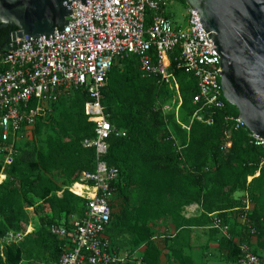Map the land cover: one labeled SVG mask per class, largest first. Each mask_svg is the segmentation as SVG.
Segmentation results:
<instances>
[{
	"label": "built area",
	"instance_id": "built-area-1",
	"mask_svg": "<svg viewBox=\"0 0 264 264\" xmlns=\"http://www.w3.org/2000/svg\"><path fill=\"white\" fill-rule=\"evenodd\" d=\"M170 0H86V7L77 0L73 14L63 31L42 37L23 36L10 43L9 52L0 55V154L3 156L0 183L4 169L13 163L16 145L26 130L31 129L49 104L62 95L83 91L87 100L83 113L94 125L93 138L83 147L94 151V170L81 172L69 192L84 200L82 215L50 225L48 232L60 243L57 264H144L137 253L113 250L108 231L111 228V202L116 195L118 169L108 166L105 157L108 140L115 132L102 106V92L108 74L120 60L135 58L140 76L154 79L172 93L171 103L155 101L154 110L177 120L180 90L174 70H182L196 81L193 97L196 110L188 124H179L188 133L193 122L212 127L214 116L225 110L221 89L220 60L215 46L202 29L197 12L187 8L186 29L174 25L166 14ZM175 67V69H174ZM233 131L246 129L239 118L225 117ZM247 130V129H246ZM251 144L264 148V140L249 133ZM228 143L221 150L227 151ZM250 180H248L249 182ZM80 185L82 193L72 187ZM243 212L251 209L247 196L242 200ZM210 228L223 241H230L229 226L218 215H209ZM250 237L254 230L245 219ZM29 233V232H28ZM27 233V235H28ZM22 234L9 232L8 243L24 240ZM236 264H264V256L255 255L250 243L237 244Z\"/></svg>",
	"mask_w": 264,
	"mask_h": 264
},
{
	"label": "trees",
	"instance_id": "trees-1",
	"mask_svg": "<svg viewBox=\"0 0 264 264\" xmlns=\"http://www.w3.org/2000/svg\"><path fill=\"white\" fill-rule=\"evenodd\" d=\"M180 2L185 4L183 0ZM16 31V27L0 29V55L4 47L10 45L11 35ZM128 59L138 67L135 58ZM118 63L119 61L111 68L107 86L102 92V106L108 121L115 132L123 131L126 134L125 137H118L114 133L110 137L104 159L108 166L118 169L119 182L115 185L116 195L111 202V221L115 202L120 198L144 203L146 198L153 197L154 202L150 207L154 213L169 216L176 231L187 227H202L207 223L210 213L213 214L210 210L211 203L224 202L228 208L214 213L229 226L231 240L224 242L214 231L218 240L226 244L225 256L219 261L223 264H236L239 254L237 244L241 242L250 243L252 252L260 257L255 251V244L259 235L264 236V226H261L262 221L259 220L264 214V208L257 209L252 192L254 188L264 184V148L250 143L251 139L246 129L233 131L232 123L225 122L226 116L237 117V110L226 102L225 110L214 116L212 127L193 122L186 133L181 130L179 124H188L196 110L193 105V97L197 94L195 79L182 70H174L179 83L181 106L177 120L171 112L166 116L165 124L161 113L154 110V104L157 99L162 104L171 103L172 93L159 86L154 79L142 78L140 73L137 75L131 69L113 74L112 71ZM78 93L82 97L79 102L73 101L68 107L63 104L71 123L66 141L63 143L59 140L49 141L44 155L45 172L59 176L69 186L77 182L81 172L94 170V151L83 149L79 144L93 138L94 125L88 123L84 117H77L76 109L82 113L87 100L83 91L72 95ZM65 96L62 95L57 102L49 104L47 110L37 118L35 125L29 130L44 123L54 106ZM170 123L176 126L180 136L171 125L168 126ZM21 141L22 139L16 145L13 163L4 169V181L0 183V218L3 219L0 220V264H22L29 260L23 249L26 245L33 246L29 241L2 244V239L5 240L9 232L19 229L16 224L21 219L25 221V225L29 222V229L33 226L34 231L37 222L44 224L47 235L55 244L52 261L49 264H57L61 243L49 234L48 228L67 220L70 215L81 216L84 200L75 197L64 188L59 190L48 180L42 179L43 183L40 185L37 181H30L29 177L36 172L37 164L30 152L18 155ZM224 143H228L225 152L221 150ZM169 149L176 155L172 153L171 160L184 163H181V171L176 175H166L157 171V157ZM87 158L93 161L91 167ZM2 161L3 156L0 154V173ZM23 170H29L28 177L23 175ZM8 178L19 181L20 187H15L12 182L7 181ZM237 193L239 196H236ZM57 194H61L62 197L57 198ZM244 196H247L251 204L248 212H243ZM191 203L197 204L202 214L198 218L185 219L182 216L183 209ZM47 205L49 208L53 205L58 206L56 218L44 215V208ZM117 207L121 208V203ZM27 209L31 210L37 222L32 223L31 218L27 217L25 213ZM243 219L254 230L253 237H250L248 229L241 223ZM110 231L111 228L108 231L109 239ZM111 245L113 250L121 252L112 242ZM151 250L156 253V245L148 243L142 255L144 264H147L145 256L150 255ZM185 263L184 260L181 262Z\"/></svg>",
	"mask_w": 264,
	"mask_h": 264
},
{
	"label": "rangeland",
	"instance_id": "rangeland-1",
	"mask_svg": "<svg viewBox=\"0 0 264 264\" xmlns=\"http://www.w3.org/2000/svg\"><path fill=\"white\" fill-rule=\"evenodd\" d=\"M187 8L188 7L185 4H182L180 0H170V3L166 9V14L171 18L174 25L182 28L183 30L186 29ZM125 69L134 70L135 74L139 73L136 64L129 59L120 60L112 72L113 74H118L123 72ZM80 99H82V97L79 93L66 95L63 99H61L60 103L54 106L49 117H46L44 120V123H41L34 129L27 131V133H25L23 136L17 153L18 155H21L24 152L32 153L34 156V161L37 164L36 172H34L33 176L29 177L30 181H37L40 185L43 183L42 179L48 180L59 190L64 188L68 191L71 187L64 179L60 178L59 176L45 172L46 159L44 155L47 152V144L49 141L59 140L63 143L66 141L68 133L71 130L70 119L65 113L66 110L63 108V104L65 107H68L73 101L79 102ZM104 106L106 107L105 101ZM75 113L77 117L81 116V118H85L83 110L81 113L77 108ZM181 120L184 121V119H180V121ZM170 125L172 126L175 133L180 136L176 126L172 123L168 124V126ZM162 132L164 133L166 131ZM84 141L79 142V144L83 149H86L83 147ZM172 153L174 154V151L169 149L167 151H163L159 157H157V171H161L166 175H176L181 171L182 164L184 163L180 162L179 160L177 163L175 160H171ZM86 160L89 161L91 167L93 161L90 160V158H87ZM28 172L29 170H23V175L28 177ZM7 181L12 182L15 187H20L19 181H15L14 178H10V180L8 178ZM72 189L79 194L83 191V188H80L77 185L72 187ZM252 194V199L256 203L257 209L260 210L261 208H264V184L254 188ZM236 196H239L238 193ZM56 197L60 199L62 196L61 194H57ZM153 202V197L148 199L146 198L144 203L131 199L122 200L121 198L115 202L116 206L113 208L110 240L113 245L121 252H132L142 256L148 247V243L152 245L154 244L159 248L165 247L167 249L168 243H171L174 240L173 234L168 229V223L171 221V218L166 215L155 214L154 210L150 207ZM119 203L122 205L121 208L117 207ZM227 208L228 207L224 202H212L210 205V210L213 211V214L210 213V215H217L214 212L222 211ZM44 210V215H48L49 218H56V215L58 214V206L56 205H53L50 208L47 205ZM25 211L27 217L31 218L32 223L34 221L37 222V218L32 216L30 209ZM0 220L3 221L2 218H0ZM259 220L262 221L261 226L263 227L264 214ZM16 225L19 227V229H13L14 233L16 232L17 234L20 233L25 235L23 242L26 243L29 241V243L33 244V246L26 245L23 247L25 254L29 257V260L22 262V264H49L52 261V252L55 244L53 239L47 235L44 224H39L37 222L35 231L33 230V226L32 229H29V222L25 225V221L23 219L19 220ZM210 225L211 218L208 216L207 223L201 227V235L205 237V240L202 238L203 242L201 244L202 249H204V253L202 255L205 263L203 264H213L215 262H220L219 260L224 258L226 251V244L223 241L218 240L214 230L210 228ZM7 232L8 231H6V233ZM7 240H4L3 238L2 244L6 245L8 243ZM255 251L260 256H264V236L259 235L255 244ZM145 260L147 264H159V253H155L151 250L150 255L145 256ZM164 264L172 263L165 262ZM185 264L190 263L188 262Z\"/></svg>",
	"mask_w": 264,
	"mask_h": 264
},
{
	"label": "water",
	"instance_id": "water-1",
	"mask_svg": "<svg viewBox=\"0 0 264 264\" xmlns=\"http://www.w3.org/2000/svg\"><path fill=\"white\" fill-rule=\"evenodd\" d=\"M77 0H0V29L16 27L10 43L23 36L63 31ZM86 7V0H80ZM219 57L224 100L247 131L264 140V0H183ZM4 47L2 54L9 52Z\"/></svg>",
	"mask_w": 264,
	"mask_h": 264
},
{
	"label": "crops",
	"instance_id": "crops-1",
	"mask_svg": "<svg viewBox=\"0 0 264 264\" xmlns=\"http://www.w3.org/2000/svg\"><path fill=\"white\" fill-rule=\"evenodd\" d=\"M201 214V208L197 204L191 203L184 208L182 216L185 219H194L198 218ZM168 229L173 234L174 240L171 243H168L167 249L165 247L159 248L156 246V253H159V264H164L165 262L181 264L183 260L186 261V263L189 262L190 264L205 263L202 255L204 253V249H202L201 245L203 242L202 240L205 237L201 235V226L187 227L176 231L171 220L168 223ZM213 264L223 263L215 262Z\"/></svg>",
	"mask_w": 264,
	"mask_h": 264
},
{
	"label": "bare ground",
	"instance_id": "bare-ground-1",
	"mask_svg": "<svg viewBox=\"0 0 264 264\" xmlns=\"http://www.w3.org/2000/svg\"><path fill=\"white\" fill-rule=\"evenodd\" d=\"M78 187L82 188L80 185H77Z\"/></svg>",
	"mask_w": 264,
	"mask_h": 264
}]
</instances>
